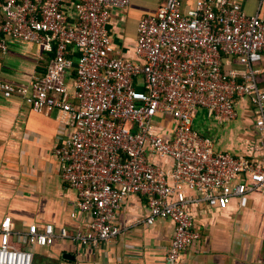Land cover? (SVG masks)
<instances>
[{
  "label": "built area",
  "instance_id": "2783aa9c",
  "mask_svg": "<svg viewBox=\"0 0 264 264\" xmlns=\"http://www.w3.org/2000/svg\"><path fill=\"white\" fill-rule=\"evenodd\" d=\"M131 1L0 0V60L9 39L51 55L40 77L0 79V96L18 97L37 112H59L62 131L70 133L54 154L62 179L77 193L72 228L34 222L17 230L6 215L0 264H36L32 247L56 239L99 247L122 233L118 218L132 195L146 199L147 225L174 222L163 264H180L182 252L200 239L194 206L223 209L264 188V88L257 68L264 20L238 0H197L185 12L183 0H166L142 17L135 57L127 58L116 51L109 25L113 10ZM227 56L237 57L243 70L225 72ZM241 97L254 105L260 160L217 150L195 127L198 108L218 123L231 122Z\"/></svg>",
  "mask_w": 264,
  "mask_h": 264
},
{
  "label": "crops",
  "instance_id": "0c3cea01",
  "mask_svg": "<svg viewBox=\"0 0 264 264\" xmlns=\"http://www.w3.org/2000/svg\"><path fill=\"white\" fill-rule=\"evenodd\" d=\"M165 1L132 0L128 7L113 10L109 28L116 51L127 58L135 57L140 20ZM196 1L183 0L182 10H189ZM238 1L247 14L258 13L264 20V2ZM71 12L74 15L72 8ZM8 45L7 54L0 60V79L26 82L46 71L49 53L35 44L15 39H9ZM257 68L259 84L264 88V57ZM223 69L241 71L243 65L237 57L227 56ZM74 75V71L68 73V80ZM236 110L234 120L221 124L206 109L198 108L195 124L199 123L202 134L214 139L217 150L262 159V152L256 147L254 105L248 97H241ZM58 115L55 109L49 113L37 112L18 97L0 96V221L10 215L17 230L26 229L34 222L39 227L50 222L56 228L62 225L72 228L77 222L71 218L77 193L62 179L61 166L54 154L55 146L70 133V129L62 131ZM152 159L166 166L171 163ZM147 213L146 199L132 195L119 215L118 224L123 230L116 238L97 248L67 239H56L48 246H33L35 263L163 264L174 222L158 219L147 225L144 222ZM193 215L200 239L182 252L180 264H264V188L233 198L223 209L205 203L196 205ZM12 241L17 243L15 236ZM65 253L75 255V259L64 257Z\"/></svg>",
  "mask_w": 264,
  "mask_h": 264
},
{
  "label": "water",
  "instance_id": "95a60500",
  "mask_svg": "<svg viewBox=\"0 0 264 264\" xmlns=\"http://www.w3.org/2000/svg\"><path fill=\"white\" fill-rule=\"evenodd\" d=\"M64 257L68 258V259H71V260H74L75 259V255L71 254V253H65L64 254Z\"/></svg>",
  "mask_w": 264,
  "mask_h": 264
},
{
  "label": "rangeland",
  "instance_id": "374dc122",
  "mask_svg": "<svg viewBox=\"0 0 264 264\" xmlns=\"http://www.w3.org/2000/svg\"><path fill=\"white\" fill-rule=\"evenodd\" d=\"M198 120H200V121H201V120H202V117H201V116H200V117H198ZM195 125H196V128L199 130V129H200L199 123L197 122ZM198 126H199V127H198ZM199 131H200V130H199Z\"/></svg>",
  "mask_w": 264,
  "mask_h": 264
}]
</instances>
